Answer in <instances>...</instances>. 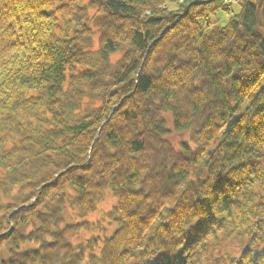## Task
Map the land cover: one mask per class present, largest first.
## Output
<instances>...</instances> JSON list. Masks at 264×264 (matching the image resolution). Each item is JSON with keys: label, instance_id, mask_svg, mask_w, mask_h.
I'll return each instance as SVG.
<instances>
[{"label": "trees", "instance_id": "16d2710c", "mask_svg": "<svg viewBox=\"0 0 264 264\" xmlns=\"http://www.w3.org/2000/svg\"><path fill=\"white\" fill-rule=\"evenodd\" d=\"M226 1L0 0V264H264V0Z\"/></svg>", "mask_w": 264, "mask_h": 264}, {"label": "rangeland", "instance_id": "374dc122", "mask_svg": "<svg viewBox=\"0 0 264 264\" xmlns=\"http://www.w3.org/2000/svg\"><path fill=\"white\" fill-rule=\"evenodd\" d=\"M236 4V3H235ZM237 5V4H236ZM235 11L237 12L238 9L235 8ZM93 11H90V14H93ZM220 24H225L229 20V15H227L225 12L220 11L216 14L215 18ZM96 41V37L93 38ZM95 46V44H94ZM118 56H113L112 60H116ZM187 135L181 134V133H170L168 136L169 141L172 143V145L175 148H179L182 141H185L187 139ZM113 205V198L110 195H107L105 198H103L102 202L98 205V207L95 209V212L88 217V220L93 221L96 226L95 230L92 233H82L80 237L87 238L92 234H96V236H102L104 233L103 229L108 228L109 223V211L111 209V206ZM79 237V236H78ZM80 238H74V241L76 242Z\"/></svg>", "mask_w": 264, "mask_h": 264}, {"label": "built area", "instance_id": "2783aa9c", "mask_svg": "<svg viewBox=\"0 0 264 264\" xmlns=\"http://www.w3.org/2000/svg\"><path fill=\"white\" fill-rule=\"evenodd\" d=\"M235 2H238V0H234Z\"/></svg>", "mask_w": 264, "mask_h": 264}]
</instances>
